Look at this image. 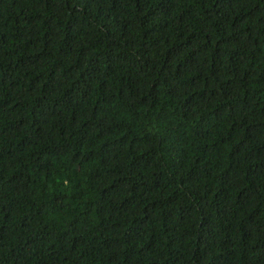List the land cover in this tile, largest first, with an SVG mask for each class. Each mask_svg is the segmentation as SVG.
<instances>
[{
    "label": "trees",
    "instance_id": "16d2710c",
    "mask_svg": "<svg viewBox=\"0 0 264 264\" xmlns=\"http://www.w3.org/2000/svg\"><path fill=\"white\" fill-rule=\"evenodd\" d=\"M0 264H264V0H0Z\"/></svg>",
    "mask_w": 264,
    "mask_h": 264
}]
</instances>
